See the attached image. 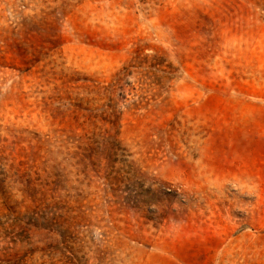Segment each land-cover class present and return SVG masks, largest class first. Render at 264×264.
<instances>
[{
	"label": "rangeland",
	"instance_id": "374dc122",
	"mask_svg": "<svg viewBox=\"0 0 264 264\" xmlns=\"http://www.w3.org/2000/svg\"><path fill=\"white\" fill-rule=\"evenodd\" d=\"M0 264H264V0H0Z\"/></svg>",
	"mask_w": 264,
	"mask_h": 264
}]
</instances>
